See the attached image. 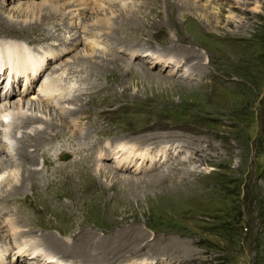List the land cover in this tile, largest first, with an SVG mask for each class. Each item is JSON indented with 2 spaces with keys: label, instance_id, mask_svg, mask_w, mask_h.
<instances>
[{
  "label": "rangeland",
  "instance_id": "obj_1",
  "mask_svg": "<svg viewBox=\"0 0 264 264\" xmlns=\"http://www.w3.org/2000/svg\"><path fill=\"white\" fill-rule=\"evenodd\" d=\"M76 3L83 18L62 21ZM99 21L126 26L110 36ZM4 43L35 52L65 94L38 112L55 118L39 147L23 132L14 137L38 150V162L1 154L14 162L0 171L8 259L23 240L67 264H264V0H0ZM61 107L82 109L78 138ZM120 144L139 158L119 165ZM42 155L52 157L46 166ZM27 167L42 169L43 203L30 188L38 184L22 176ZM16 185L18 196L3 199ZM29 260L47 257L16 262Z\"/></svg>",
  "mask_w": 264,
  "mask_h": 264
},
{
  "label": "bare ground",
  "instance_id": "obj_2",
  "mask_svg": "<svg viewBox=\"0 0 264 264\" xmlns=\"http://www.w3.org/2000/svg\"><path fill=\"white\" fill-rule=\"evenodd\" d=\"M89 1V0H88ZM74 6V10H64V11H61V17H62V21H64V17L65 15H69V13L72 14V16H76V18L79 17L80 18H83V13H84V10L86 9L85 6H82V5H79L78 3L76 4H73ZM95 8V7H94ZM197 9V7H196ZM78 14H77V12ZM57 13V12H56ZM71 16V17H72ZM136 18V16L134 17H128L126 18L127 20L129 19V21H126L128 22L127 23V26H129V24H132L134 22V19ZM70 20V19H69ZM94 20V18H93ZM125 21V19L123 20V22ZM93 24H97V23H93ZM99 25H104L108 28H110L109 30V35L111 36V33L112 35H116V34H119L121 29L123 27H125L126 25H124V23H122V21H119L118 23L116 22H111V21H105V22H98ZM114 24H117L114 25ZM68 25V24H67ZM116 26V27H115ZM91 28V27H90ZM108 30V29H107ZM106 30V31H107ZM85 31V30H84ZM29 41H32L29 39ZM21 54V55H24V56H28L30 55L29 57H27L25 60L27 59H30L32 58V61H29L27 60L29 63H24L21 59L19 58H16L15 61L16 63L19 62L21 64H23V66H25L27 69L30 68V71H29V76L32 78L30 79V82L28 83V87L31 86L32 82L35 81L38 73H36L35 76H32L31 75V71L34 69H37V68H41L40 64L42 63L41 61L39 62V59H37V54L35 52H28L27 50L23 49V48H15L13 45H10V44H2L0 46V68H4L5 72L2 73L0 72V77L2 75H4L6 73V70L8 68V66L10 65H14L15 63L14 60H12V58L14 57L13 55H10V54ZM85 54V53H84ZM2 55H5V56H2ZM7 55V56H6ZM9 55V56H8ZM91 61V59H90ZM170 61V60H169ZM176 62V61H174ZM18 63V64H19ZM50 76V82H51V85H49V90H50V96L51 98L50 99H46V98H42L39 97L40 99L36 100V99H30L28 97V99L26 100L27 97H24L23 95H21V91L19 90L18 93L20 94V99L16 102V105H19V107H17V109L19 110L17 113H15V111L11 110L10 107L12 106L10 104V95H12L11 93V90H13V86L15 85V90L13 92H15L16 90H18L17 88V82H12V84L7 88V90L5 91V93L2 95L4 96V98L2 99L4 102H3V105L1 110H0V157H2L1 154H3V152H5L7 155H10L11 157L8 158V159H11L12 161V158L13 156L12 155H17V157L19 156L18 158V161H21V163H25V162H30V164L34 165L36 162H38V153L36 151H38L36 148H34L33 151L35 152H32L30 151L28 148H22V147H17L14 142V137L16 138V134H19L20 132H23V136L25 137L26 136H29L31 138V140H34L35 142V139H36V142H35V146L34 147H39L38 145H40L41 141H42V136L44 137V135H48V134H54L55 131H52V127H54V119L53 118L52 120H45L44 117L42 115H39L38 112L40 110H48V107H50V103H56L60 100H64L65 99V94H64V88H58V84L56 83L55 80H51V75L48 74ZM46 75V77L48 76ZM42 76V75H41ZM21 81V79H19V82ZM183 82V81H182ZM2 83H6V80H2L1 81V89L3 88L4 85H2ZM21 86H25L24 84H22ZM26 87V90H28L29 88ZM94 90H96L97 88H92ZM98 90V89H97ZM28 92V91H27ZM2 94V93H1ZM18 94V95H19ZM83 94V93H82ZM82 94H79L78 96H76L75 100L79 99L80 96ZM210 97V96H209ZM49 100V102H48ZM31 102V103H30ZM23 104H26L27 103V106H29V109H27V111L25 110H22V107H20L21 105ZM30 103V104H29ZM48 103V104H47ZM9 104V105H8ZM29 104V105H28ZM15 105V102L13 103V106ZM54 108H56V105L54 106ZM75 108V107H73ZM58 109V108H57ZM61 109V114L64 115V118L68 119L69 123L71 124V126L75 127V138H78V131L80 128V130L82 129L81 127L78 126V120H76V118H78V116L82 115V114H79L81 112V108H75V109H66V107L64 108H60ZM35 111H37V113H35ZM51 111V110H50ZM48 112V111H47ZM54 114V113H53ZM57 114L56 116V119L57 117L59 116L60 118V115ZM19 121H22V122H19ZM44 123L45 124V129H41L39 126H36L38 124H42ZM56 123V122H55ZM55 125H58V124H55ZM22 128H24V130H21ZM76 128L78 130H76ZM83 130V129H82ZM31 131V132H30ZM86 132V131H85ZM31 134L30 135H27V134ZM87 133V132H86ZM25 134V135H24ZM82 134V132H81ZM84 134V132H83ZM70 135V134H69ZM22 136V135H21ZM91 136V135H90ZM33 137H35V139H33ZM79 137L80 134H79ZM84 138L86 139V142L89 143L88 141V137H85ZM70 139V138H69ZM18 144L19 145H25L26 143L23 142V139L22 142L21 140L18 138ZM79 140V139H78ZM26 141V140H25ZM33 143V142H32ZM112 143V142H111ZM77 144V143H76ZM29 145V144H28ZM93 145V152L95 150L94 147H96L97 145L95 143L92 144ZM3 146V147H2ZM108 146L110 148V145H109V142L106 141V145L101 148L103 152H108L110 151L108 149ZM119 146V147H118ZM120 146L122 147V144L120 145H117L115 146L114 148H117V150L115 152H117V154L119 155V157L121 155L126 156L128 155V157H130V159H134L136 157L139 158L138 155H135V154H127V153H124V151L120 148ZM124 146V145H123ZM80 147V146H79ZM82 147V146H81ZM113 147V146H112ZM21 148V149H19ZM19 149V150H18ZM90 149V148H89ZM135 149V148H133ZM14 150L17 152L14 153ZM100 150V149H99ZM163 150V149H162ZM162 150L160 149L158 151V153L156 154L157 157L158 156H163L164 152L162 153ZM113 151V150H112ZM196 151H200L199 148L196 149ZM120 152V153H119ZM127 152V151H126ZM159 152L161 154H159ZM47 153V152H46ZM63 153V152H62ZM61 154V153H60ZM94 154V153H91V155ZM103 154V153H101ZM126 154V155H125ZM149 155H151L150 153H148ZM46 155V154H45ZM45 155H42L43 156V163H45V166H46V163H50L52 161V157H45ZM85 155V154H84ZM60 156V155H59ZM79 157V156H78ZM102 157H106V156H103ZM49 158V159H48ZM66 158V157H65ZM8 159H6L5 161H8ZM17 159V158H16ZM60 159V158H59ZM62 159V158H61ZM129 159V160H130ZM151 158L149 157H146L144 160H142L141 162V166L145 163V161H148L150 160ZM3 159H0V171H3L5 170L4 168V162ZM10 161H8L7 163H9ZM54 162V161H53ZM6 163V162H5ZM6 163V164H7ZM10 163H14V162H10ZM5 164V165H6ZM20 164V162L18 163ZM44 165V164H43ZM152 165H156L155 162H152ZM156 167V166H154ZM56 169V167H55ZM53 169V171L55 170ZM88 171L90 169V165H88ZM41 168H30V167H27V169H24L22 168V176H24V178H28L30 177L31 180L35 181L37 184H38V188L40 187V189L34 187V186H31L30 188L33 189V194L36 196V197H39L40 198V202L43 203V199H42V196H46L48 195L49 193H45L43 194V191H41L42 187L45 186L44 182L42 181V178H38V174L39 172H41ZM58 170V169H57ZM60 170V169H59ZM77 170V169H76ZM45 171V170H44ZM63 173V172H62ZM41 174V173H40ZM52 174V173H51ZM64 174V173H63ZM84 174V173H83ZM89 174V173H88ZM2 175V174H1ZM42 175V174H41ZM55 174H53L54 176ZM76 175V174H75ZM91 175V174H90ZM115 175V174H114ZM49 176V174H48ZM64 176V175H62ZM61 176V177H62ZM66 177V176H65ZM71 177V176H70ZM85 177V176H84ZM92 178V175L91 177H89L90 180ZM86 179V178H85ZM22 180H23V177H22ZM81 180V179H80ZM76 181V180H75ZM83 181V180H82ZM94 181V180H92ZM65 182V181H64ZM80 182V181H78ZM23 183V182H22ZM48 183V182H47ZM68 183V182H67ZM81 183V182H80ZM9 184H11V182H9ZM32 184V183H31ZM12 185V184H11ZM60 186V185H59ZM12 187V191L9 192L8 195H6L3 199L5 198H10L11 197H16L18 195H13L14 193L18 192L19 188L18 185L16 186H11ZM34 187V188H33ZM48 187V186H47ZM41 191V192H40ZM83 192V191H82ZM185 198L187 199V201L191 202L192 200H194L195 198L194 197H191L189 196L186 192H183ZM5 195V194H4ZM193 202V201H192ZM33 205V204H32ZM47 207V206H46ZM45 208V207H44ZM47 209V208H46ZM64 209V208H63ZM8 227L13 231H16V224L15 223H9L8 224ZM13 231V232H14ZM11 232V231H10ZM46 236V235H45ZM52 237V236H51ZM7 238H9L7 236ZM47 238V237H45ZM38 239V238H37ZM41 240V239H40ZM55 241V240H54ZM41 242V241H40ZM1 243V247H0V264H18L16 261H20V260H23V258H26V257H29L31 259H38V258H45L47 257V260H45L44 263H41V264H46V263H49V264H60V262L58 261L59 260V257L57 255H54V254H51V253H47L46 251H44V249L42 248H39V242H36V241H31L29 244H26L25 242L22 243L23 245H20L19 244H16L17 247L14 248V255H15V258H13L14 260L12 259H8L7 258V253H8V249L10 248V244L8 245V241H0ZM45 243V242H44ZM42 244V243H41ZM46 246V245H45ZM24 247H26L22 252L19 253V251L21 249H23ZM73 247V246H71ZM13 251V250H12ZM53 253V252H52ZM56 253V252H55ZM50 255V256H48ZM21 258V259H20ZM42 260V259H41ZM154 261L153 259L151 258H142L139 260V262L141 264H154ZM28 263L31 262V260L27 261ZM33 262V261H32ZM31 262V264H33ZM132 264V263H130Z\"/></svg>",
  "mask_w": 264,
  "mask_h": 264
}]
</instances>
